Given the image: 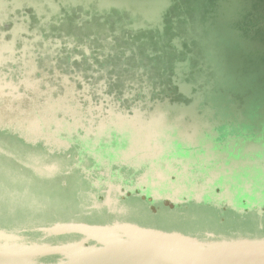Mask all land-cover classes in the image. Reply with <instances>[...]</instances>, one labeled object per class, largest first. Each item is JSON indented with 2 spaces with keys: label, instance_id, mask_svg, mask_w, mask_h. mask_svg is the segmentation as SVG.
I'll list each match as a JSON object with an SVG mask.
<instances>
[{
  "label": "flooded vegetation",
  "instance_id": "1",
  "mask_svg": "<svg viewBox=\"0 0 264 264\" xmlns=\"http://www.w3.org/2000/svg\"><path fill=\"white\" fill-rule=\"evenodd\" d=\"M226 1L173 0L171 19L167 17L164 25L151 33L167 45L174 34L167 28L172 22L187 18L196 30L198 19L211 21L218 9L227 8ZM99 2L71 6L68 28L76 27L86 35L85 30L94 21L102 39L106 27L119 35L145 28L140 21L144 12L130 11L127 6L107 10ZM248 10L241 7L238 14L243 18L247 14L245 21L250 19ZM52 17H45L51 25L55 24ZM137 18L140 20L135 21ZM18 20L16 15L11 19L0 17V98L19 99L21 89L33 91L40 83L44 89L32 102V112L0 123V168H4V172L0 170L1 230L47 245L39 250L40 261L45 263L68 258V242L80 235L59 226L72 221L122 220L202 237L210 233L264 236V101L255 100L253 89L250 93L241 91L245 94L235 102L231 93L230 101L214 102L210 98L211 76L198 79L183 74L180 70L188 68L191 61L178 60L169 86L174 90H153L147 77L152 64L147 67L134 58L128 67L131 59L124 58L127 55L120 59L110 53L107 61H120L112 69L131 73L133 83L124 89L135 90L137 98L129 100L131 96L123 93V87L114 97L90 88L85 92L87 97L82 96L84 103L78 106L73 98L68 100L63 95L64 109L70 115L64 121L55 116V100L58 93L66 92L55 88L49 73H39L36 64L27 67L31 62L29 51L42 41L29 29H19ZM21 21L34 23L33 16ZM261 34L264 39V32ZM53 42L60 45L58 40ZM99 45L103 46L101 42ZM46 60L44 56L38 62ZM3 71L14 76L6 78ZM73 93L79 95L75 90ZM120 99L126 101L119 104ZM140 99L146 110L138 105ZM228 112H233L231 118L226 117ZM79 113L86 132L68 134V122L74 123L77 117L73 115ZM249 125L252 132L245 130ZM59 127L65 131L64 144L56 142L54 130ZM44 153L64 156L68 165L43 164L39 158ZM200 209L219 211L222 221L229 215L255 220L256 226L219 231L193 223L205 215L198 212Z\"/></svg>",
  "mask_w": 264,
  "mask_h": 264
},
{
  "label": "rangeland",
  "instance_id": "2",
  "mask_svg": "<svg viewBox=\"0 0 264 264\" xmlns=\"http://www.w3.org/2000/svg\"><path fill=\"white\" fill-rule=\"evenodd\" d=\"M89 1L92 0H0V17L7 16L11 19L12 16L16 15L19 19L16 21L20 26L18 28L29 29L35 34V37L42 41L35 45V49L29 51L31 62L27 67L36 64L39 66V73L44 76L49 73L48 78L51 82L55 81V88L65 90L66 94H57L55 106L58 108L57 112H62L60 114L56 112V117L59 115L64 121L69 120L68 117H70L63 106L61 99L63 95L68 97V100L73 98L74 104L78 106V104L84 103L83 97H87L85 92L90 91V88H95V91L102 95L114 97L115 93H119V89L129 87L133 83L129 70L117 71L112 69V66L119 64L120 61H107L106 59L109 58L106 55L110 53L119 55L120 59L127 55L124 58L131 59L128 67L135 62V59L146 63L147 67L152 64L153 67L148 72L147 77L149 79L148 84L152 85L153 90L163 89L164 91V89L169 88L174 90L173 87H169L173 84L171 78L175 69L174 63H177L178 60H189L191 61L189 67L180 71L183 74L198 76V79L199 77L211 76V80L209 79L212 82L210 98L214 102L230 101V93V96L233 97L231 100L235 102L245 94H242L241 91L247 90V93H250L248 92L250 89L255 92V100L264 101V39H261V32H264V0H227V8L218 9L214 19L205 22L207 24L198 19L196 30L193 23L187 18H182L180 23L172 22L169 26L167 25V28L172 30L174 34L171 33L172 37L167 45L160 43L152 35L151 30L161 26L167 17L171 19L170 6L173 0H100L99 5L107 10L127 6L130 11L144 12V19L137 18L134 20H140L146 25L143 29H137L132 33H124L123 31L120 35L119 32L114 34L106 27L104 30L106 34L103 35L105 37L103 39L97 35L101 29H97L98 24L94 21L90 24L93 27L85 30L88 31L85 32L86 35L90 37L78 31L76 27L68 28L67 14L70 7L73 5L85 6ZM94 1L98 2V0ZM244 6L249 8V21L244 20L247 19V14L245 18L238 15L241 7ZM47 15L48 18L53 16L52 22L55 24L51 25L52 23L46 20ZM29 16H33L34 23L21 21ZM54 16L57 20L54 19ZM60 18L64 20L60 21ZM76 20L74 19V21ZM71 23L72 21H70ZM155 32H157L156 29ZM132 34L134 36L131 37ZM54 40H58L60 45H56ZM48 41L51 45L48 44ZM99 42L102 43V47ZM148 43L150 44L148 45ZM20 45L19 41L18 47ZM146 47L148 50H145ZM85 50L88 52L87 54ZM44 56L47 60L41 61L39 64L38 59ZM100 58L102 61H99ZM7 73L4 72L6 78L14 76L12 73ZM153 75L154 77H151ZM0 80H3L1 71ZM196 84L195 86L194 84H184V87L194 86L198 88ZM50 87L52 89V84ZM43 89V85L40 83L35 90H29L30 92L21 89L19 93L21 98L19 99L0 98V123H5L6 120L18 116L19 113L28 114L32 112L34 110L32 102L40 96ZM73 90L77 91L79 95H75ZM222 90L224 94L221 93ZM122 91L125 94L129 92L128 94L131 96L129 100L134 101L137 98L138 93L134 92L133 89L128 90L127 88ZM70 93H73L74 96ZM153 96L154 98L157 97L155 93ZM163 96L165 95L163 94ZM120 100L119 104L126 101ZM138 105L146 110L143 107L145 105L144 100L140 99ZM232 113L228 112L226 117L233 116ZM73 116L77 119L74 123L68 122V131L66 130V132L68 134L86 132L80 123L81 114ZM245 130L252 132L253 127L246 126ZM54 131L58 137L56 142L64 144L62 135L65 133L64 129L60 128ZM221 131L224 132L223 129ZM237 131L233 130V132ZM39 159L43 164L68 165L64 156H48L44 153ZM2 164L9 163L2 162ZM0 170L4 172V168H0ZM0 175L2 174L0 173ZM73 178L75 180V177ZM198 212L205 213V215L193 223L216 228L219 231H228L240 227L254 228L256 226L255 220H240L235 215H229L222 221L219 211L212 209H200Z\"/></svg>",
  "mask_w": 264,
  "mask_h": 264
},
{
  "label": "water",
  "instance_id": "3",
  "mask_svg": "<svg viewBox=\"0 0 264 264\" xmlns=\"http://www.w3.org/2000/svg\"><path fill=\"white\" fill-rule=\"evenodd\" d=\"M68 258L40 261L47 245L0 229V264H264V236L204 237L135 222H69Z\"/></svg>",
  "mask_w": 264,
  "mask_h": 264
},
{
  "label": "bare ground",
  "instance_id": "4",
  "mask_svg": "<svg viewBox=\"0 0 264 264\" xmlns=\"http://www.w3.org/2000/svg\"><path fill=\"white\" fill-rule=\"evenodd\" d=\"M66 227H68V226H66ZM57 228V227H56ZM58 232V231H57ZM59 233H61V232H59ZM63 248H65V247H63ZM62 250V249H61Z\"/></svg>",
  "mask_w": 264,
  "mask_h": 264
}]
</instances>
